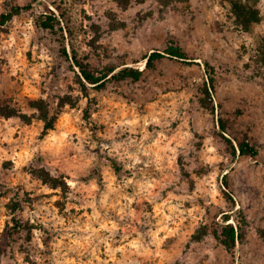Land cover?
I'll return each mask as SVG.
<instances>
[{
  "label": "rangeland",
  "instance_id": "1",
  "mask_svg": "<svg viewBox=\"0 0 264 264\" xmlns=\"http://www.w3.org/2000/svg\"><path fill=\"white\" fill-rule=\"evenodd\" d=\"M242 1L249 28L229 0H0L31 6L0 26V264H264V0ZM73 48L143 75L84 86Z\"/></svg>",
  "mask_w": 264,
  "mask_h": 264
},
{
  "label": "trees",
  "instance_id": "2",
  "mask_svg": "<svg viewBox=\"0 0 264 264\" xmlns=\"http://www.w3.org/2000/svg\"><path fill=\"white\" fill-rule=\"evenodd\" d=\"M233 6L234 13L238 20L245 26L249 28L253 23L259 21V14L255 8H253L249 3H244L242 0H229ZM47 6V5H46ZM54 6L58 10L61 8L54 3ZM31 8L28 6H14L7 13L2 14L0 20V26H5L7 23L13 20L14 17L22 14L24 11H27ZM49 12V15H43L42 21H40V26L48 30L50 32H55L58 29L62 36H64V27H63V17H58L56 13L51 11L49 7L46 8ZM64 56L69 59V53L67 48L63 49ZM165 58H171L176 60H187L186 54L183 49L176 45H170L164 52L154 51L152 54L146 56L144 59L146 60V68L153 70L156 68V64ZM72 60L75 63L76 67L79 69L82 83L85 86L89 84L96 88H104L108 83L113 81H123L129 78H133L134 80H139L143 75V72L136 71L133 68L125 67L119 69L117 67H109L106 71L102 73L96 72L90 63H86L85 61L79 60L76 50L73 48L72 50ZM213 83V79L211 80ZM210 95V93H208ZM42 102V101H41ZM39 102V103H41ZM37 104V103H36ZM42 104V103H41ZM38 111H40L41 119L45 122V130L49 131L54 129L55 119L54 117H50V109L41 105L37 107ZM5 116L11 117L15 116V113H6ZM232 144V142L229 140ZM242 154H250L252 157L257 156V150L246 143H242L241 146ZM235 151V149H234ZM222 243L228 248L231 249L240 239L239 229L236 228L233 224H225L222 228Z\"/></svg>",
  "mask_w": 264,
  "mask_h": 264
}]
</instances>
